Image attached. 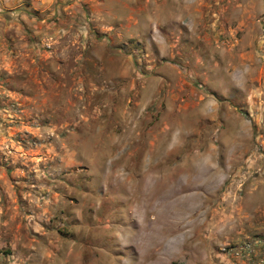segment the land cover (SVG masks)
Here are the masks:
<instances>
[{"label": "rangeland", "instance_id": "rangeland-1", "mask_svg": "<svg viewBox=\"0 0 264 264\" xmlns=\"http://www.w3.org/2000/svg\"><path fill=\"white\" fill-rule=\"evenodd\" d=\"M0 264H264V0L1 5Z\"/></svg>", "mask_w": 264, "mask_h": 264}, {"label": "bare ground", "instance_id": "bare-ground-1", "mask_svg": "<svg viewBox=\"0 0 264 264\" xmlns=\"http://www.w3.org/2000/svg\"><path fill=\"white\" fill-rule=\"evenodd\" d=\"M150 174H151V173H150ZM171 174H172V173H171ZM153 175H154V174H153ZM152 178H154V176H153ZM152 178H151V179H152ZM159 178H160V177H159ZM159 178H158V179H159ZM177 181H178V180H177ZM216 181H217V180H216ZM176 183H177V182H176ZM176 185H177V184H176ZM145 186H146V185H145ZM144 190H145V189H144ZM177 190H178V188H177ZM201 202H202V201H201ZM103 208H104V207H103ZM195 208H197V207H195ZM195 212H196V211H195ZM131 221H132V220H131ZM167 221L169 222V220H167ZM115 222H116V221H115ZM197 230H198V229H197ZM142 232H143V231H142ZM147 233H148V232H147ZM88 237H89V236H88ZM138 238H140V237H138ZM142 238H143V237H142ZM145 238H146V237H145ZM157 238H158V237H157ZM87 239H88V238H87ZM87 239H86V240H87ZM158 239H159V238H158ZM186 240H187V239H186ZM186 240H185V241H186ZM138 241H139V240H138ZM143 242H144V241H143ZM144 245H145V244H144ZM140 249H141V248H140ZM138 250H139V248H138ZM135 251H136V250H135ZM94 255H95V254H94ZM94 255H93V256H94ZM89 257H90V256H89ZM94 257H95V256H94ZM90 258H91V257H90ZM92 258H93V257H92ZM160 258H161V257H160ZM162 259H163V257H162Z\"/></svg>", "mask_w": 264, "mask_h": 264}, {"label": "crops", "instance_id": "crops-1", "mask_svg": "<svg viewBox=\"0 0 264 264\" xmlns=\"http://www.w3.org/2000/svg\"><path fill=\"white\" fill-rule=\"evenodd\" d=\"M7 4H9V0H0V6L7 5Z\"/></svg>", "mask_w": 264, "mask_h": 264}]
</instances>
